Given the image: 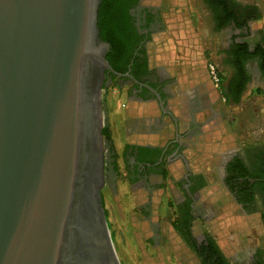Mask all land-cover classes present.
Instances as JSON below:
<instances>
[{
    "label": "water",
    "instance_id": "water-1",
    "mask_svg": "<svg viewBox=\"0 0 264 264\" xmlns=\"http://www.w3.org/2000/svg\"><path fill=\"white\" fill-rule=\"evenodd\" d=\"M100 2L0 0V264H120L101 196Z\"/></svg>",
    "mask_w": 264,
    "mask_h": 264
},
{
    "label": "flooded vegetation",
    "instance_id": "flooded-vegetation-1",
    "mask_svg": "<svg viewBox=\"0 0 264 264\" xmlns=\"http://www.w3.org/2000/svg\"><path fill=\"white\" fill-rule=\"evenodd\" d=\"M149 1L126 2L129 35L123 42L122 52L113 60V66L109 64L113 72H104L102 95L112 87L124 91L128 142L125 144L122 159L128 164L126 178L137 187L150 184L154 192L158 193L162 190L159 180L164 174H170L167 161L170 126L178 134L180 120L187 126L200 123L202 139L204 143L210 144L224 118L221 114L215 117L214 112L240 105L242 111L231 116L236 123L241 124L240 120L245 121V125L261 122L260 112L254 108H243V102L248 88L257 90V96H264L262 87L255 84L258 80L264 82L259 66L264 49V29L257 25L264 14L263 7L256 0H218L226 5V10L218 2V6H213L207 0H195L196 11L193 14L198 21L204 23L209 32L213 50L209 51L208 59L215 66L220 80L219 87H215L212 81H205L200 86L201 92H197L195 98L190 100L177 91L175 77L158 64L163 53L160 44L167 37L163 24V3L166 0L157 4ZM238 46H244V51L235 50ZM175 68L180 69L177 66ZM241 71L245 73V78ZM172 112L179 113L180 120L173 117ZM139 114L144 116L138 117ZM104 129L107 127H102L101 134ZM107 131L109 133L108 129ZM110 139V133L109 137L102 135L103 186H110L115 174V149ZM180 147L182 145L177 141L174 152H181ZM262 153L264 145L261 140H256L235 152L218 147L216 158L203 159L208 171L186 177L181 183V192L187 193L188 197L179 195L181 202L178 197H173L174 225H182L184 230L187 227L192 235L195 224L206 220L203 218V210L195 207L194 195L218 184L221 185L219 190L222 192L219 198L221 208L229 206L247 218L258 217L264 226ZM194 239L198 243V239ZM208 239L215 244L212 237H203V245L197 247L198 251L203 252L200 257L216 261L219 255L225 264H229L216 244L214 246L219 254L212 253L214 246H210ZM230 264H264V247H243L236 252Z\"/></svg>",
    "mask_w": 264,
    "mask_h": 264
},
{
    "label": "crops",
    "instance_id": "crops-1",
    "mask_svg": "<svg viewBox=\"0 0 264 264\" xmlns=\"http://www.w3.org/2000/svg\"><path fill=\"white\" fill-rule=\"evenodd\" d=\"M262 20L264 21V15ZM262 20L260 21L261 23ZM200 23L202 24V21H200ZM166 36L167 37L165 41L167 45L163 47L164 49L162 50V57L164 56L165 52L166 56L167 53L168 55L169 53H171V49L169 50L168 46H170V43H174L167 33ZM206 38L210 41L208 35ZM175 66L179 67L180 69L175 68ZM162 67H165L167 69L166 72L169 75H173L175 77L176 80H174V83L177 91L179 93L185 94L186 98L192 100L193 98H195V94H198L197 92H201L200 86L203 84L202 80H193V78H189V76H187V74L183 72V75L186 76V79L184 80L180 74L182 70V65L180 64V62L171 60V62L163 65ZM178 70H180V73H178ZM253 100L255 102L249 103L248 105L245 103L243 105V108H254L255 110H257V112H260L261 122L247 125H245V123H235L226 124L225 127L219 126L218 133L213 137V140L210 141V144L204 143L202 139V134L200 133L202 127L200 126V123H195L193 124V126H187L186 123L183 122V120H180L179 113L172 112V116L176 119H179L181 125H179L178 134L174 131L172 126H170V128L168 129V140L170 143L168 147L167 161L170 165V174L168 175V177H170L172 184L169 186V195L171 196V198L178 197V200L181 202L182 199H179V195L188 197L187 193L181 192V183L186 177L189 178V176L201 175L202 173L208 171V167L204 166V163L202 161L203 159L207 160V158H210L211 160L216 158L218 147H220L221 149L224 148L225 151L235 152L246 144H250V142H255L256 140H261L262 142V139L264 138V129L261 125L262 95L257 97L255 96ZM256 102L258 103L256 104ZM229 110H231V113H228ZM240 111H242V108L240 107V105H236L224 108L222 112H214L216 114L214 116L217 117L218 115L220 116V114L221 116H224V114L230 115L229 119L231 120V116L240 113ZM142 115L144 116V114H139L138 117ZM171 120L172 119L170 117V122ZM177 141L182 145V147H180L181 152L179 153L174 152ZM122 180L124 182L123 185L120 187V189H117L119 190V194L121 195V197L123 196V194H127L126 191L132 192V197H139L136 200V209L135 211H132V215L135 218V228L134 226H130L132 230V240L130 244L133 251L138 253V246L144 245L146 247L147 245V252L153 254V259L156 262H163L161 264H205L203 262V259L197 253V247L198 245H203V243H201L203 241V237L208 236L212 237L220 253L230 264V261L234 257V254L237 252L234 250V253L233 249H235V241L238 238H234V234H231L229 237L224 236L220 238L219 236L220 228L226 226L225 223L220 225V222L222 220L219 219V216L222 213L221 217H224L226 211H224L223 209L219 210L218 208L219 198L221 197L222 193L219 189L209 186V188H206L205 190L194 195L196 202L195 207L203 210V218H206V220L198 221L195 224L193 234L191 235L187 227L186 230H184L182 227L181 233L178 232L175 228L174 220L170 224L168 222L159 221L156 217L155 219L151 217V213L147 211V205L152 202L153 196H161L162 194H157L156 192H154L153 187L150 184L144 187H137V185L135 186L134 184L130 183L127 178H124ZM127 182L130 184L128 186L129 188L126 187ZM143 198H147V200L149 199V202H145ZM187 199L188 201H190L189 198ZM119 205L118 207L120 208L118 209H120V211H118L121 212L122 216V214L124 213L123 211L127 210L123 209ZM198 211L200 212V210ZM231 216V226H233L232 228H241V226H243V223L239 222L237 217H233L236 216L235 213H233ZM241 216L246 218L243 215ZM145 229L151 230V233L147 234V232H145ZM195 237L198 239V243L195 242ZM118 242L120 243V241L117 240V243ZM120 246L121 248H123L122 244ZM135 246H137V249H135Z\"/></svg>",
    "mask_w": 264,
    "mask_h": 264
},
{
    "label": "rangeland",
    "instance_id": "rangeland-1",
    "mask_svg": "<svg viewBox=\"0 0 264 264\" xmlns=\"http://www.w3.org/2000/svg\"><path fill=\"white\" fill-rule=\"evenodd\" d=\"M161 0H150V3L157 4ZM172 5H177V11L173 15H164L163 24L165 30L167 31L168 36L173 40V44L170 43L168 46L171 53H164V56H160L159 65L163 66L175 60L180 62L182 65L181 76L183 79H186V76L183 75V72L193 78V80H202L211 82L208 75V64L210 63L208 57L212 51L211 42L206 38L209 34L208 30L204 23H200L197 20L196 16L193 14L195 10V0H166ZM246 2H251L255 0H244ZM258 4H261L263 7L262 13L264 14V0H256ZM258 22V26H262L264 29V21L262 23ZM211 40V39H210ZM167 50V49H166ZM185 68V69H184ZM187 68V70H186ZM184 69V70H183ZM223 75L224 72H223ZM258 80V79H254ZM264 80V79H262ZM255 84L262 87L264 91V82L258 80ZM212 83V82H211ZM259 92L250 90L246 91L244 97V102L247 105L249 103L255 102L253 98L257 96ZM125 93L118 88L112 87L105 93H101V104L102 105V127H107L110 133V140L115 149V174L113 183L110 186L101 187V196H102V205L104 209V214L106 218V223L108 226L110 238L112 241V246L114 248L116 257L120 264H161L163 262H156L153 259V254L148 253L144 245L138 246V253L132 250L131 240H132V230L130 226H134L135 221L132 215V211L136 209V200L139 198L132 197V192L126 191L127 194H119L120 187L123 185L124 178L127 177V162L122 159L124 148L127 138V119L124 113L125 106ZM258 102H256L257 104ZM230 115H225L222 120V125L226 124H235L234 120L229 119ZM228 117V118H227ZM243 124L245 121H241ZM261 124V123H260ZM262 128L264 129V96L262 95ZM262 144L264 145V138L262 139ZM161 191V196H153L152 202L147 205V211L151 213V217L159 221H164L172 223L175 219L174 212V200L169 195V186L171 184L170 177L164 174V176L159 180ZM130 184L127 182L128 187ZM212 188L221 189V185H211ZM129 188V187H128ZM129 190V189H128ZM157 193V192H156ZM157 193V194H158ZM134 200V201H133ZM145 202H149V199L143 198ZM142 202V201H141ZM119 203V204H117ZM126 209L121 216L120 207ZM221 204L218 203L219 210H224L225 216H219V219L222 221L220 225L225 223V227L220 228V238L229 237L231 234H234V238H238L235 242V251L239 252L241 248L252 249L258 248L259 246L264 247V226L263 222L257 218H244L236 210H233L231 207L221 208ZM131 209V210H130ZM119 210V211H118ZM228 212V213H227ZM235 213L239 222L243 223L241 228H232L231 226V215ZM149 215V214H148ZM231 216V217H230ZM117 228V229H116ZM151 230L145 229L147 234L151 233ZM241 232V233H238ZM118 233V234H117ZM117 240L120 243H117ZM122 247L121 248V245ZM143 249H142V248ZM123 249V250H122ZM137 249V246H135ZM235 250V251H234ZM236 254V253H235ZM234 254V255H235Z\"/></svg>",
    "mask_w": 264,
    "mask_h": 264
},
{
    "label": "trees",
    "instance_id": "trees-1",
    "mask_svg": "<svg viewBox=\"0 0 264 264\" xmlns=\"http://www.w3.org/2000/svg\"><path fill=\"white\" fill-rule=\"evenodd\" d=\"M127 1L128 0H101L97 11V26L99 30V37L109 46L108 52L105 55V59L111 66H113V60L117 58L122 52L123 42L129 35V27L127 26L126 22L127 12L125 11V4ZM206 2L212 4L213 6H218L219 3V5H222L224 10H226V5H223L222 2H218V0H207ZM163 7V9H165L164 15H173L176 13L178 8L177 5H172L168 1H165V3H163ZM166 9H168V12H166ZM166 45V41H163L160 44V46H162L161 49L163 50V47ZM242 47L244 48V46L235 47V50L244 51ZM259 66L264 75V49H262V60L259 61ZM240 73L245 78V73H243V71H241ZM102 135L109 137L107 129H104L102 131ZM245 185H247V182H245ZM262 189H264V153H262ZM175 228L178 232L181 233L182 225L175 226ZM209 244L211 247L215 245L213 241L210 240ZM197 253L199 256H203V252L197 250ZM212 253L219 254L216 250V246L212 248ZM216 259V261H212L210 260V258L206 257L203 259V262L205 264H225L221 256L218 255Z\"/></svg>",
    "mask_w": 264,
    "mask_h": 264
},
{
    "label": "built area",
    "instance_id": "built-area-1",
    "mask_svg": "<svg viewBox=\"0 0 264 264\" xmlns=\"http://www.w3.org/2000/svg\"><path fill=\"white\" fill-rule=\"evenodd\" d=\"M208 75L209 79L212 81L215 87H219V74L217 73V70L212 63L208 64Z\"/></svg>",
    "mask_w": 264,
    "mask_h": 264
}]
</instances>
